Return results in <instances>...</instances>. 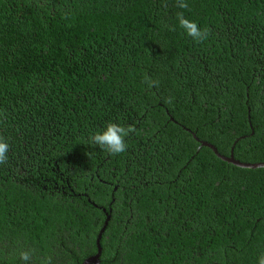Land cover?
I'll return each instance as SVG.
<instances>
[{"label":"trees","instance_id":"obj_1","mask_svg":"<svg viewBox=\"0 0 264 264\" xmlns=\"http://www.w3.org/2000/svg\"><path fill=\"white\" fill-rule=\"evenodd\" d=\"M185 2L0 0V264H82L103 208L100 264L264 253V167L193 135L264 162V0ZM108 123L123 153L91 144Z\"/></svg>","mask_w":264,"mask_h":264},{"label":"clouds","instance_id":"obj_2","mask_svg":"<svg viewBox=\"0 0 264 264\" xmlns=\"http://www.w3.org/2000/svg\"><path fill=\"white\" fill-rule=\"evenodd\" d=\"M177 5L181 9L187 7L185 0H177ZM177 21L184 32L192 37L194 41H202L207 38V30L200 28L196 22L186 19L182 13H177ZM127 131L117 123H108L103 130L90 136L89 140L91 144L107 150L111 154H120L126 151L125 137ZM9 150V142L4 138H0V163H4L7 160ZM20 258L23 261H29V253L21 252ZM256 264H264V253L257 257Z\"/></svg>","mask_w":264,"mask_h":264},{"label":"water","instance_id":"obj_3","mask_svg":"<svg viewBox=\"0 0 264 264\" xmlns=\"http://www.w3.org/2000/svg\"><path fill=\"white\" fill-rule=\"evenodd\" d=\"M194 137L197 139L198 142L201 143V146H205V147H209L210 149L213 150V152L223 161H226L228 163L234 164L238 167H242V168H251V169H255V168H262L264 167V162H259V163H247V162H242L238 159L235 158L234 156V148L236 143L240 140L237 139L235 141V143L233 144L232 148H231V154L229 156L223 155L222 153L219 152V150L217 149V147L215 145H213L212 143H209L207 141H203L201 139H199L195 133H193ZM244 138V137H243ZM94 204V203H93ZM96 205V204H94ZM104 212H106L107 214V218L104 222L103 227L101 228L97 240H96V246H97V253L93 256H90L89 258H87L82 264H100V257L102 254V246H101V239L102 236L108 226V223L110 221L111 216L109 215V213H107V210L105 208H103Z\"/></svg>","mask_w":264,"mask_h":264}]
</instances>
